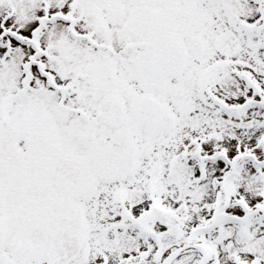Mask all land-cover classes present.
I'll return each instance as SVG.
<instances>
[{"label": "snow or ice", "instance_id": "obj_1", "mask_svg": "<svg viewBox=\"0 0 264 264\" xmlns=\"http://www.w3.org/2000/svg\"><path fill=\"white\" fill-rule=\"evenodd\" d=\"M0 264H264V0H0Z\"/></svg>", "mask_w": 264, "mask_h": 264}]
</instances>
